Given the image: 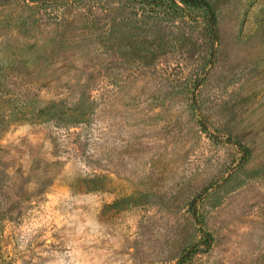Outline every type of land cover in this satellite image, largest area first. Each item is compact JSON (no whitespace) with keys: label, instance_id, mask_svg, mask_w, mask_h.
Instances as JSON below:
<instances>
[{"label":"rangeland","instance_id":"1","mask_svg":"<svg viewBox=\"0 0 264 264\" xmlns=\"http://www.w3.org/2000/svg\"><path fill=\"white\" fill-rule=\"evenodd\" d=\"M0 0V264H264V0Z\"/></svg>","mask_w":264,"mask_h":264},{"label":"trees","instance_id":"2","mask_svg":"<svg viewBox=\"0 0 264 264\" xmlns=\"http://www.w3.org/2000/svg\"><path fill=\"white\" fill-rule=\"evenodd\" d=\"M183 3H189V5L204 8L208 15L211 24V30L216 33V17L211 5L206 0H182Z\"/></svg>","mask_w":264,"mask_h":264}]
</instances>
